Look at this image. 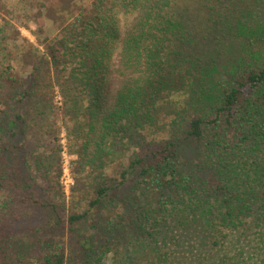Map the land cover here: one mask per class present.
<instances>
[{"label":"trees","instance_id":"1","mask_svg":"<svg viewBox=\"0 0 264 264\" xmlns=\"http://www.w3.org/2000/svg\"><path fill=\"white\" fill-rule=\"evenodd\" d=\"M80 1L31 0L41 51L0 17V264L17 225L35 264H264V0Z\"/></svg>","mask_w":264,"mask_h":264},{"label":"rangeland","instance_id":"2","mask_svg":"<svg viewBox=\"0 0 264 264\" xmlns=\"http://www.w3.org/2000/svg\"><path fill=\"white\" fill-rule=\"evenodd\" d=\"M82 5H89L90 0H81L79 2ZM0 4L2 8H4L3 11H0V17H4L5 21H8L10 28V33L12 31H18L20 38L18 40H15L16 44H19L21 42L22 38H27L34 47H37L39 51H41V46L39 44V40L42 41L46 37H52L55 33L54 27L52 25V22L47 19L46 17L43 19V26L42 31L38 30L37 25V15H36V8L33 7L31 4V0H0ZM36 33L38 37H36ZM11 44V43H10ZM14 44V43H12ZM17 68V67H16ZM16 70V69H15ZM18 71V68H17ZM29 71L26 73H23V75H27ZM57 91V88H55ZM62 101V98L58 95L56 92V96L54 97V102L56 105H60V102ZM53 114H50V118L52 119ZM60 117V116H59ZM161 121L164 123L168 122L169 118L165 117L163 114H160ZM59 121V127H60V143L62 145V173L60 176V183L63 187V190L65 191L66 195H69L70 188L73 185V178L72 174L70 172V160L74 159L75 156L69 155L68 149H67V136H66V130L64 128L63 121L61 118H58ZM162 125V123L160 124ZM163 126V125H162ZM165 126H163L164 128ZM161 129V128H160ZM158 129H147L143 134L147 139H155L157 141L163 140L168 138V131L167 130H161L157 131ZM12 193L9 189H7L5 192L0 191V201L2 200H9L8 203V214L11 213V210L17 209V203L15 202V199L11 200ZM67 200H69L67 198ZM12 205V209L9 208V206ZM1 212V209H0ZM1 214V213H0ZM14 216V214H13ZM14 221V220H13ZM18 228H14L11 239L12 241L8 245L7 253L9 255L8 258V264H35L34 258L31 257L32 253H36L47 240H50L48 237L43 238V236H40L39 240H37V237H29V234L24 230V227L22 225H17ZM66 237V236H65ZM28 241H30L31 245L33 247L30 249V244H27ZM65 246L67 249V255H71L73 252V245L68 246V240L65 239ZM125 248V246L123 247ZM128 248V247H127ZM129 250V248L127 249ZM112 252H109L107 254V258L103 260V264H116L114 261V254L112 256ZM131 252H123L122 258L124 256L130 257ZM69 259V258H68Z\"/></svg>","mask_w":264,"mask_h":264}]
</instances>
